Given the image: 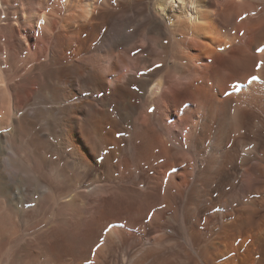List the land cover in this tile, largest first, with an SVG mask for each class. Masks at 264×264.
Masks as SVG:
<instances>
[{
    "label": "bare ground",
    "instance_id": "6f19581e",
    "mask_svg": "<svg viewBox=\"0 0 264 264\" xmlns=\"http://www.w3.org/2000/svg\"><path fill=\"white\" fill-rule=\"evenodd\" d=\"M0 264H264V0H0Z\"/></svg>",
    "mask_w": 264,
    "mask_h": 264
},
{
    "label": "snow or ice",
    "instance_id": "6c2138e0",
    "mask_svg": "<svg viewBox=\"0 0 264 264\" xmlns=\"http://www.w3.org/2000/svg\"><path fill=\"white\" fill-rule=\"evenodd\" d=\"M252 79L255 80V79H257V78H256V77H253ZM226 94H227V93H226ZM149 111H151V109H149Z\"/></svg>",
    "mask_w": 264,
    "mask_h": 264
}]
</instances>
